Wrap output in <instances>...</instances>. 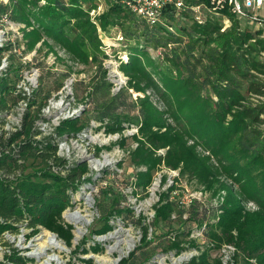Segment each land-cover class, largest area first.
Here are the masks:
<instances>
[{"label":"trees","instance_id":"16d2710c","mask_svg":"<svg viewBox=\"0 0 264 264\" xmlns=\"http://www.w3.org/2000/svg\"><path fill=\"white\" fill-rule=\"evenodd\" d=\"M94 2L11 0L9 5L0 6V10L10 11L14 21L25 25V37L31 39L32 46L48 37L76 58L85 60L90 55L96 58L97 54L89 47V41L94 45L98 39L89 16L91 8L96 7ZM107 3L108 9L101 15L102 28H121L131 43L128 60L120 65L127 75L125 85L112 91L114 83L108 78L106 68L94 91L107 89V100L93 107L102 123L96 130L122 134L113 145L105 147L110 150L119 145L130 149L126 157L136 169V188L148 190L156 174L167 169L178 172L177 181L187 178L212 194L224 192L222 204L210 216L206 215L207 210H201L199 200L186 206L171 199L174 185L159 194L154 206L157 222L173 218H180V222L194 220L208 238L205 245H200L196 238L187 240L192 228L171 230L173 235L166 243V251L180 254L187 248H196L199 253L184 264H223L221 255L214 257L212 252L231 243L237 248L234 264L239 255L246 264H264L262 31L243 30L234 15L232 25L222 31L221 23L212 16L200 22L191 12H184L181 16L191 17L193 24L180 25L182 33H174L171 30L179 20L173 13H168L166 25L149 24L128 10L123 0H107ZM149 48H167L169 52L162 54L161 61L151 56ZM4 50L0 48V59ZM14 75L0 80L2 112L10 108V99L14 105L23 98L21 92H15L18 71ZM131 91L138 95L127 102L132 97ZM37 94L35 90L29 101L30 110L18 129L0 138V217L4 219L0 221V244L6 230L18 232L23 226L32 229L31 235L41 229L55 232L72 246L74 226L64 221L63 213L73 205L72 194L85 181H93V175H87L90 172L87 161H69L60 156L58 144L86 128L87 109L79 116L62 120L50 134L41 136L37 121L46 118L41 108L48 103L50 94L40 102ZM4 121L0 118V126ZM131 128H137V132L125 136V131ZM129 139L137 146L129 147ZM160 149H165L164 153ZM201 149L213 155L217 164ZM99 152L100 148L96 153ZM28 159L40 160L45 165L42 179L29 174L12 180V175L24 171ZM161 182L169 183L166 173H162ZM249 201L256 204V209L247 207ZM124 210L132 211V208L111 213L120 215ZM112 229L108 219L96 233ZM148 232L149 226L145 225L144 243ZM91 249L98 252L100 246ZM89 250L79 245L74 253ZM6 256L8 264L30 263L28 257L17 255L16 249ZM134 256L133 253L122 259L120 264H136ZM78 259L77 264H93L92 259Z\"/></svg>","mask_w":264,"mask_h":264},{"label":"rangeland","instance_id":"374dc122","mask_svg":"<svg viewBox=\"0 0 264 264\" xmlns=\"http://www.w3.org/2000/svg\"><path fill=\"white\" fill-rule=\"evenodd\" d=\"M94 3L96 7L91 8L89 16L92 25L97 30L98 39H96L94 45L93 41H89V47L97 53L96 58L90 55L85 60L78 59L69 53L59 42L48 37L42 38L40 42L32 46L31 39L25 37V27L21 31L24 36L16 39L19 45L23 44L25 47L21 52L9 53L11 62L10 66H7V77L14 78L16 71H24L27 74L36 73V87H33L34 91L38 90V101L46 99L48 94H50L48 101L53 99L54 106L50 111H46L49 112V120L52 119V122L48 124L51 128L54 123L58 122L59 126L62 120L79 116L87 109V113L85 114L86 129L93 125L92 133L89 132L87 133L88 135H85L82 132L85 128L79 130L78 133H83V138L76 139L73 137L67 140L64 146L65 149L61 151L63 157H68L69 161H77L79 158V160L85 159L89 162L91 156L100 157L102 161L104 160V156H107L113 161L111 164L106 165L108 168L105 171H101V175H94L93 181H85L72 194L73 205L69 206L63 213L64 221L74 226L72 246H68L63 239L59 238L61 242L58 246L53 244L54 248L46 250V242L44 241L47 236H44L37 246L31 245L32 243H36V241L31 243L30 240H26L27 235L32 231L25 227L23 234L16 237V239L20 242L19 245H25L27 247L25 249H28L22 253L23 255L35 256V253L38 254L36 256L39 257H35V261L32 259L29 264H39L40 260H44L43 264H69L70 262L77 264L79 262L78 257L92 259L93 264H120L123 258H128L133 253L135 254L133 261L136 264H184L190 261L194 255H197L199 251L196 248H187L180 254L172 250L166 251V243L173 235L171 230L182 229V227L185 229L192 228L193 232L187 240L196 238L200 245H205L208 242V238L204 233L198 236L197 233L201 231V228H199L197 222L194 220L180 222V218H173L172 221L157 222L154 218V206L159 200V194L168 189L169 186L174 185L176 188L171 192V199L178 200V203L182 204L183 202L184 204L194 196L201 197L199 200L201 210H207L206 215L210 216L222 204L224 192L212 194V192L205 191L196 183L189 182L187 178L177 181V173L167 169H164L162 173L168 175L169 183L162 185V173H157L148 190L136 188L134 185L136 169L127 157L123 156L122 148L120 149L119 145H115L110 150L105 147L113 145L118 139L114 134L106 135L103 129L96 130L100 120L97 119L98 115L93 110V107L96 108L97 103L101 104L107 100V89L103 88L98 93L95 92L96 94L94 91L103 80L106 68L108 69V78L114 83L112 91H118L125 85L127 75H125L120 65L122 62L128 60V45L131 43V40L125 36L124 31L119 27H113L111 30L102 28L101 15L108 9V3L107 0H95ZM259 12L264 17V6ZM233 15L228 11L222 14H212L211 16L214 20L221 23L222 31H225L232 25ZM182 16L178 17L179 21L171 30L174 33H182L180 25L191 26L193 24L191 17ZM239 21L243 30L254 28L249 21L242 19H239ZM149 51L152 57L162 61V54L168 53L169 49L149 48ZM131 92L133 93L132 97H128L127 102L132 101L138 95L134 91ZM103 95L105 96L103 97ZM9 103L12 106L11 103H14L13 99H10ZM133 113H136V110ZM1 118L11 122L9 129L4 130L0 138L6 136L7 132L15 131L13 128L19 122L14 116L8 114ZM134 131V129H127L125 133L131 135ZM47 134L48 132L42 136ZM62 140L64 141L65 138ZM129 143V147H132V144L135 142L129 139ZM99 148L100 152L97 154L96 152ZM201 151L204 155L210 154L203 149ZM211 156L212 161L217 164L215 157ZM107 161L109 159L105 160V162ZM89 165L91 169L95 168L91 162H89ZM46 169L40 160L28 159L25 162L24 171L15 173L11 179L16 181L19 177L29 174H36L39 177L34 175L35 179H42L41 174ZM201 190L203 194L199 195L198 193ZM247 207L256 209V204L249 201ZM126 208H132V211L124 210L120 215L111 213L112 210ZM75 211H79L85 216V219H82L79 223L73 221L70 214ZM185 215L188 217V213ZM108 219L114 225L113 230L105 235L97 234L96 230L102 227ZM145 225L149 226L146 243L143 242ZM32 238L34 239L36 236ZM131 241L134 246L129 248ZM49 242L50 240L47 241V243ZM79 245L89 248V252L82 253L78 251L74 253V250ZM95 245L100 246L98 252H94L91 249ZM186 245H189L188 242H186ZM15 248L11 247V252ZM7 253L9 254V252H0V264H7ZM212 255L218 257L221 255V249L220 251H213ZM119 257H121L120 260ZM235 264L246 263L244 258L239 255Z\"/></svg>","mask_w":264,"mask_h":264},{"label":"built area","instance_id":"2783aa9c","mask_svg":"<svg viewBox=\"0 0 264 264\" xmlns=\"http://www.w3.org/2000/svg\"><path fill=\"white\" fill-rule=\"evenodd\" d=\"M11 0H0V6H7L9 5ZM123 3L125 7L130 10L132 13L137 15L138 17L144 19L149 24H167V21L169 19L168 13H173L175 18L180 17L184 12H191L192 15H195L197 19L200 22H204L206 17L211 16L212 14H222L223 12L230 11V13L234 14L238 19L249 21L254 28L259 29L262 31V37H264V17L260 15V9L264 6V0H123ZM1 9V8H0ZM25 27L24 24L16 22L13 20L10 11H2L0 10V48L5 49L3 56L0 60V80H4L7 77L8 69L11 59L9 57V53H15L16 51L21 52L24 49V45L20 44L19 42H16V39L22 38L24 34L21 33L23 28ZM16 33V35H15ZM7 70V71H6ZM26 72L18 71V78L16 82L15 92H21L23 94V98H21L16 104L9 106L10 108L6 110L5 112L0 111V118L5 115H12L15 119H17L18 124H15L16 126L13 128L14 130H17L18 127L21 125L26 113L28 110H30V104L29 101L32 97V93L34 92V87H36V73H30L25 75ZM54 106L53 99H50L48 103L41 108V114L46 116L45 119H40L37 121V127L39 128L41 132V136L48 132L50 134L56 126H58V122L54 123L53 127L51 128L48 124L52 122V119L49 120V112L51 108ZM4 119V118H2ZM5 120V119H4ZM9 120H5L4 123L0 126V135H2L4 130H8L10 126ZM102 123L100 122L99 125ZM51 128V129H49ZM48 129V130H47ZM134 129L135 132H137V128H131ZM42 130V131H41ZM93 125L91 127L85 128L82 132L85 135H88L87 133H92ZM2 133V134H1ZM9 132L6 134L8 135ZM83 133H77L76 135H72L70 137H65V140H60L58 144V154L62 156L61 151L65 149V144L67 143V140H70L71 138L75 137L76 139L83 138ZM132 133V134H133ZM47 134V135H48ZM115 135L117 139H120L122 134L121 133H110V135ZM131 134V135H132ZM106 135H109L106 133ZM127 136L128 134H124ZM40 137V136H38ZM137 143L132 144V147H136ZM67 149V148H66ZM121 149V148H120ZM68 150V149H67ZM123 156H128L130 149H123ZM165 149H160V153H164ZM65 157V156H64ZM68 158V157H66ZM69 159V158H68ZM109 159V161L105 162V160ZM72 160V159H70ZM79 158L77 159V161ZM76 161V160H74ZM112 159L108 158L107 156H104V160L99 157L91 156L89 159V162L92 163V166L95 168L91 169L89 162V168L90 172L87 173V175H101V171H105L108 166L112 163ZM106 166V167H105ZM175 173L177 171H173ZM173 181V180H172ZM199 195L203 194V191H199ZM201 197L194 196L192 197L187 203L182 202L183 205L189 206L194 200H200ZM175 217V215H174ZM186 217V215H185ZM0 221H4L3 218L0 217ZM110 221V220H109ZM66 222V221H65ZM67 223V222H66ZM112 224V222L110 221ZM70 224V223H69ZM113 225V224H112ZM114 228V225H113ZM29 229V228H27ZM24 227H20V230L18 232H12L10 230H6L3 234V243L0 244V252L7 253L6 255H11V247H16L17 255L28 257L30 261L34 259L38 255L35 253V256L31 255H23L22 253L24 251H27L28 249L25 245L21 246L19 245L20 242L17 241L16 237L23 234ZM113 230V229H112ZM32 231V229H31ZM111 231V230H110ZM109 232V231H108ZM107 232V233H108ZM31 235V233H29ZM28 234V235H29ZM104 235L106 233H103ZM199 235H203V230L199 231ZM26 240L36 243H32L31 245L37 246L40 240H43L42 238L44 236H47L44 242H46V250L49 248H54L53 244L47 243V241L50 239L51 235L54 237L60 238L57 233L41 229L40 231L36 232L35 234L29 235ZM36 238H32L35 237ZM103 236V235H102ZM61 239V238H60ZM48 247V248H47ZM21 249V250H20ZM221 249V258L223 261V264H234L235 262V255L237 253V248L234 244L231 243H225L222 245ZM122 257V256H121ZM119 257V260L121 259ZM7 264L9 263V258H7ZM124 259V258H123ZM1 262V261H0ZM44 260H40L39 264H43Z\"/></svg>","mask_w":264,"mask_h":264},{"label":"bare ground","instance_id":"6f19581e","mask_svg":"<svg viewBox=\"0 0 264 264\" xmlns=\"http://www.w3.org/2000/svg\"><path fill=\"white\" fill-rule=\"evenodd\" d=\"M89 202V201H88ZM70 217H71V219L73 220V221H75L76 223H79L82 219H85V216H83L79 211H75V212H72L71 214H70ZM50 244L52 243V244H54V245H56V246H58V244L61 242L60 240H59V238H57V237H54L53 235H51V237H50ZM63 246V245H62ZM134 246V244H133V242L131 241V244L129 245V248H131V247H133Z\"/></svg>","mask_w":264,"mask_h":264},{"label":"water","instance_id":"95a60500","mask_svg":"<svg viewBox=\"0 0 264 264\" xmlns=\"http://www.w3.org/2000/svg\"><path fill=\"white\" fill-rule=\"evenodd\" d=\"M81 161H86L85 159H81Z\"/></svg>","mask_w":264,"mask_h":264}]
</instances>
